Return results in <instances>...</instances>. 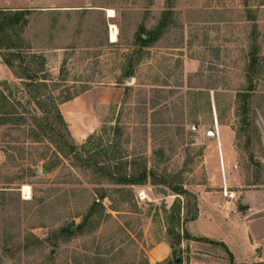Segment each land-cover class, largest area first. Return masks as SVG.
<instances>
[{
  "label": "rangeland",
  "instance_id": "rangeland-1",
  "mask_svg": "<svg viewBox=\"0 0 264 264\" xmlns=\"http://www.w3.org/2000/svg\"><path fill=\"white\" fill-rule=\"evenodd\" d=\"M0 9L32 12L24 37L45 57L48 95L62 102L90 87L60 106L77 147L68 157L47 130L54 111H39L16 78L3 88L15 115L0 127V264H52L50 255L54 264H146L162 243L170 254L158 263L230 264L221 248L187 234L223 242L237 264H264V76L251 126L237 110L251 47L264 56V0H0ZM163 12H174L172 25L139 52V29H156ZM138 57L134 77L123 79ZM112 157L123 174L147 168L157 181L110 184L96 169ZM97 190L106 212L55 245Z\"/></svg>",
  "mask_w": 264,
  "mask_h": 264
},
{
  "label": "trees",
  "instance_id": "trees-1",
  "mask_svg": "<svg viewBox=\"0 0 264 264\" xmlns=\"http://www.w3.org/2000/svg\"><path fill=\"white\" fill-rule=\"evenodd\" d=\"M31 13L32 12L28 10L11 11L0 9V57L10 69L14 77L21 81L24 89L28 90V94L31 96V99L34 101L37 109L41 112L44 111L46 114H50L49 109L54 111L53 121L48 123L47 130H49L52 135L56 136L55 138L57 140H53V143L56 145L59 154L68 157L69 152L73 151L72 153H75L77 151V147L73 143L71 133L60 111V106L76 99L82 94H85L90 90V87H84L82 90L74 94H70L62 102L47 94V90L49 88L48 82L51 81V79L48 78L49 76L46 72L47 62L45 57L31 52V45L24 37L26 33L25 30L29 25ZM173 15L174 12H163L158 26L153 31L148 32V30L144 27L139 29L136 42L133 47L138 49L139 52L151 49L172 25ZM136 54H138L137 51L133 53L132 57H135ZM140 62L141 58L139 57L137 60L131 59L128 62V66L126 67L127 69L123 68L122 70V78H133L134 68L135 66H139ZM263 76L264 56H261L260 46L255 43V45L251 47L245 69L247 85L245 88L237 91L238 116L242 118L243 125L247 127L251 126V104L256 93L257 83ZM63 81L64 79H61L60 83ZM8 87L9 83L7 81L0 82V127L9 124L11 121L9 117L15 115V107L11 104V99L3 90V88L8 89ZM37 125L42 128L39 123H37ZM35 137H39V134H35ZM112 158L113 159L109 158V164L105 165L103 168L101 167L96 169V174H98L99 178L104 179L110 184L117 186H140L146 184L150 179L155 180L154 174L147 168L131 175H128L127 173L123 174V170L119 167L120 162H115L117 161L116 157ZM253 161L254 164L257 165L254 159ZM91 163H94L92 158H90L87 162L88 166H90ZM110 163L115 164L113 167H116V170L108 168ZM98 165L99 164L97 163L95 164L96 167H99ZM176 191L178 192L181 190L177 189ZM95 195L96 198H94L88 213L83 217L80 224L75 225L74 223L65 226L55 234L53 239L55 241V245H57L58 241L63 240L64 243H66L69 242L70 239H73L80 234H84L88 229H91L94 216L98 213L106 212L104 200L107 199V195L103 192V190H97ZM186 238L195 242L204 241L212 246L221 248L228 256L230 264H237L235 257L223 242H214L207 240L206 238H192L188 234ZM36 243L40 244V241L37 240ZM25 249L28 250L29 246ZM50 260H52V264H54L53 255H50ZM146 264H149V262L147 261ZM158 264L179 263H177V260L175 259L174 262Z\"/></svg>",
  "mask_w": 264,
  "mask_h": 264
},
{
  "label": "crops",
  "instance_id": "crops-1",
  "mask_svg": "<svg viewBox=\"0 0 264 264\" xmlns=\"http://www.w3.org/2000/svg\"><path fill=\"white\" fill-rule=\"evenodd\" d=\"M117 41H118V39H117ZM112 43H114V42H112ZM13 79H15L14 75L12 74L10 69L7 67V65L0 58V82L10 81ZM201 218H202V216H201ZM201 218H199V220H197V222L195 221V222H191L189 224V231L191 230L190 229L191 226L194 224H197L201 220ZM208 220L211 222H217V221H213L211 218L210 219L208 218ZM163 246L165 248H163ZM169 254H170L169 247L165 246V243H162L161 245L159 244L151 250V253L149 254V262L151 264H156L158 262H162L168 258ZM245 255H246V253H245Z\"/></svg>",
  "mask_w": 264,
  "mask_h": 264
},
{
  "label": "bare ground",
  "instance_id": "bare-ground-1",
  "mask_svg": "<svg viewBox=\"0 0 264 264\" xmlns=\"http://www.w3.org/2000/svg\"><path fill=\"white\" fill-rule=\"evenodd\" d=\"M108 12H109L108 14H109L110 18L115 17L114 11L109 10ZM117 34H118V32H117L116 27L114 25H112L111 26V42H114V43L117 42V39H118ZM24 193H25V197L27 196V198H29V196H30V188L25 186Z\"/></svg>",
  "mask_w": 264,
  "mask_h": 264
},
{
  "label": "built area",
  "instance_id": "built-area-1",
  "mask_svg": "<svg viewBox=\"0 0 264 264\" xmlns=\"http://www.w3.org/2000/svg\"><path fill=\"white\" fill-rule=\"evenodd\" d=\"M222 170H224L223 172H225V165L224 162L222 161ZM224 195L226 196V198H228L229 200H234L236 199V193H233L232 191L228 190V188L226 187L224 189Z\"/></svg>",
  "mask_w": 264,
  "mask_h": 264
},
{
  "label": "water",
  "instance_id": "water-1",
  "mask_svg": "<svg viewBox=\"0 0 264 264\" xmlns=\"http://www.w3.org/2000/svg\"><path fill=\"white\" fill-rule=\"evenodd\" d=\"M129 82H131V79L129 80ZM210 134H211V135H215L214 132H211ZM44 173H45V172H44ZM245 209H246L245 207H242L241 210H245ZM176 260H177V263H180V258H179V256L176 257Z\"/></svg>",
  "mask_w": 264,
  "mask_h": 264
}]
</instances>
